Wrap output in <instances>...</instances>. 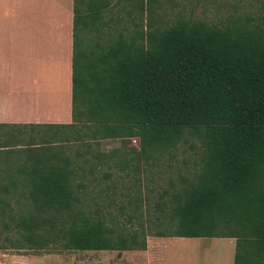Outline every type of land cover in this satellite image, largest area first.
Listing matches in <instances>:
<instances>
[{
  "label": "trees",
  "instance_id": "obj_1",
  "mask_svg": "<svg viewBox=\"0 0 264 264\" xmlns=\"http://www.w3.org/2000/svg\"><path fill=\"white\" fill-rule=\"evenodd\" d=\"M156 5L74 0L73 122L0 125V230L15 235L0 250L229 238L234 264H264V0L255 16L225 24L161 25ZM133 138L140 150L100 148ZM165 161L180 175L143 192L140 165ZM113 169L135 174L115 206L129 208L128 223L109 210L124 182Z\"/></svg>",
  "mask_w": 264,
  "mask_h": 264
},
{
  "label": "crops",
  "instance_id": "obj_2",
  "mask_svg": "<svg viewBox=\"0 0 264 264\" xmlns=\"http://www.w3.org/2000/svg\"><path fill=\"white\" fill-rule=\"evenodd\" d=\"M73 6L74 0H0V51L8 49L0 52V125L73 122Z\"/></svg>",
  "mask_w": 264,
  "mask_h": 264
},
{
  "label": "rangeland",
  "instance_id": "obj_3",
  "mask_svg": "<svg viewBox=\"0 0 264 264\" xmlns=\"http://www.w3.org/2000/svg\"><path fill=\"white\" fill-rule=\"evenodd\" d=\"M257 10L258 0H157L156 5V15L160 21L158 24L161 25L173 23L178 19L205 20L211 24H225L236 17H253L257 14ZM0 52L7 54L8 49H2ZM190 142H193V139ZM100 148L105 153L121 148L125 152L130 151L131 148L140 150L141 141L138 138L107 140L102 142ZM189 150L186 148L183 155L180 152L178 158L187 156L190 153ZM174 163L176 165L173 169L167 168V161L162 163L159 169L155 168V165L141 164L139 178L142 180L145 178L146 187L143 192L148 193L147 188H155L157 183L166 182L168 177L176 178L180 175V169L177 163ZM112 171L114 180L124 178V182L117 188L116 194L109 192V195L116 199V203L109 210L117 213L122 221L128 223L129 208L122 214L117 207L126 201L123 195L130 193L127 190H130L129 187H131L135 174L131 171L130 176H126L130 170L122 172L113 169ZM185 172V168L182 167L181 174ZM109 184L105 182L103 188ZM140 186L143 189V184L137 185L135 189H139ZM116 205L118 206L115 207ZM134 223V221L129 223L132 224L131 228L137 227ZM9 235L11 238L15 237L14 233L0 230V245L9 246L5 242V237ZM232 243L235 244V240L222 242L211 238L196 240L149 235L145 251H66L57 248L34 252L3 249L0 250V264H234L235 249L231 246Z\"/></svg>",
  "mask_w": 264,
  "mask_h": 264
},
{
  "label": "built area",
  "instance_id": "obj_4",
  "mask_svg": "<svg viewBox=\"0 0 264 264\" xmlns=\"http://www.w3.org/2000/svg\"><path fill=\"white\" fill-rule=\"evenodd\" d=\"M134 142H136V141H134Z\"/></svg>",
  "mask_w": 264,
  "mask_h": 264
}]
</instances>
